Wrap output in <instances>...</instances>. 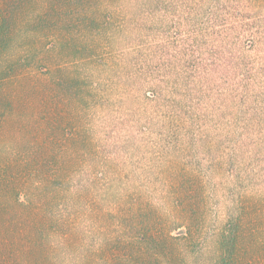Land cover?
Wrapping results in <instances>:
<instances>
[{
  "label": "rangeland",
  "instance_id": "obj_1",
  "mask_svg": "<svg viewBox=\"0 0 264 264\" xmlns=\"http://www.w3.org/2000/svg\"><path fill=\"white\" fill-rule=\"evenodd\" d=\"M143 233L264 264V0H0V264Z\"/></svg>",
  "mask_w": 264,
  "mask_h": 264
},
{
  "label": "trees",
  "instance_id": "obj_2",
  "mask_svg": "<svg viewBox=\"0 0 264 264\" xmlns=\"http://www.w3.org/2000/svg\"><path fill=\"white\" fill-rule=\"evenodd\" d=\"M155 236H148L145 233H143V235L140 236V240L141 242H145L146 241V245L147 250L149 248L152 247H160V254L165 262V264H178L179 260L181 259V254L180 252L177 250L176 246L179 245V239H181V237L179 236H173V235H168V236H163V237H157L154 239ZM186 239V237H184ZM233 238L231 237V239L228 240L226 238L223 237V239L221 240V248H223V252H227V254L230 255L229 252H231L232 249H228V246L230 248H232L233 245ZM167 245V247L161 249V247ZM149 252H151V254L149 255H145L143 254V257H141V262L140 264H154L155 261L157 263V261H159L158 258L154 257V254L152 253V251L148 250ZM229 255H223L221 257V261L219 264H227L228 261L226 260V257L228 258ZM43 259V260H42ZM44 260L45 258L43 257H39V258H30L28 257V255H25V263L27 264H44ZM176 261V263H174ZM181 262V261H180Z\"/></svg>",
  "mask_w": 264,
  "mask_h": 264
}]
</instances>
